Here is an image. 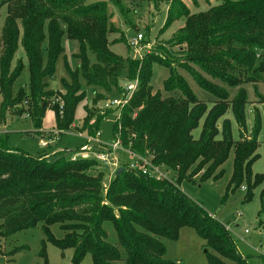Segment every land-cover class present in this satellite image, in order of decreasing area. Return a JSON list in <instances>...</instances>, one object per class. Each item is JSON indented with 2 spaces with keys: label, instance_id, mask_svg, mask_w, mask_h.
<instances>
[{
  "label": "trees",
  "instance_id": "obj_1",
  "mask_svg": "<svg viewBox=\"0 0 264 264\" xmlns=\"http://www.w3.org/2000/svg\"><path fill=\"white\" fill-rule=\"evenodd\" d=\"M109 1L123 16L128 15L123 0ZM218 1L200 13H191L179 0L172 3L167 23L186 18L175 40L186 43L185 60L230 87L264 81V0ZM4 6L0 111L19 107L18 113H29L34 126L40 127L51 105L56 129L63 132L72 127L76 109L86 99L80 77L94 88H115L119 95L121 76L127 70L128 78L138 77L139 84L121 116L113 121L114 136L119 135L123 146L133 152L152 156L153 163L168 170L171 178L159 180L122 163L124 171L115 173L103 193L102 163L97 159H73L72 151H65L50 161L45 153L30 155L10 147L8 137L0 135V237L42 225L47 241L61 249H74L75 264L87 254L94 264H175L164 258L161 238L176 240L182 227L192 226L207 247L217 252L208 253L210 264H229L226 260L249 264L226 226L179 189L185 180L195 182V175L204 168L200 181L223 177L222 167L232 152V191L247 181L246 199H250L253 187L264 182V175H254L252 170L259 157L261 118L256 109V124L249 132L246 89L240 87L230 99L224 87L187 66L197 84L214 97L201 100L188 81L168 67L170 75L163 87L170 94H154L153 65L162 60L153 55L124 59L112 51L117 41H110L109 36L118 28L106 0H0V10ZM64 37L79 42L75 57L80 65L76 71L68 67L70 80L63 81L62 92L51 89L50 80L65 51ZM20 46L29 65L30 88L14 94V83L25 66L23 58L17 57ZM55 97H60L62 108L52 104ZM260 101L264 102L262 96ZM230 110L239 123L238 140L233 139L231 120L226 118ZM113 111L95 117L87 109L88 135H95L103 115ZM93 116L95 121L89 122ZM198 128L201 133L195 138L193 132ZM54 225L64 232L63 238L54 235ZM109 225L118 245L108 240ZM41 255L47 261L45 243Z\"/></svg>",
  "mask_w": 264,
  "mask_h": 264
},
{
  "label": "rangeland",
  "instance_id": "obj_2",
  "mask_svg": "<svg viewBox=\"0 0 264 264\" xmlns=\"http://www.w3.org/2000/svg\"><path fill=\"white\" fill-rule=\"evenodd\" d=\"M89 2L98 0H88ZM108 2L109 11L113 14L112 21L118 28V31L109 36L110 41H117L111 46L113 52L124 59H141L146 55H153L160 58L162 63L156 62L153 65V78L151 85L153 93H160L162 96H168L165 92L163 82L169 78V68H173L177 74L183 76L194 93L201 100L211 101L214 97L202 89L194 79L193 73L187 66L191 67L195 73L201 74L209 81L224 87L233 99L240 87H244L247 92L248 104L246 107L247 129L251 132L256 124V109L261 118V129L259 133V157L254 162L253 174L264 175V102L260 101V96L264 98V81L256 83H244L240 87H230L219 79H213L207 73L192 63L185 60L187 45L177 44L176 38L181 33V29L186 24V18L183 17L174 22L167 23L168 11L175 0H123L125 8L128 10V17L123 16L119 8ZM187 6L191 13H200L207 11L220 3L218 0H179ZM7 16V6L0 10V38L2 29ZM143 34V38L137 48H133L130 41L137 38L138 34ZM64 53L59 57L56 64L55 77L50 80V88L55 91H64V80H70L68 67L76 71L80 65V60L75 57L79 51V42L64 37ZM2 51L0 41V54ZM17 57H22L24 68L20 76L16 79L13 92L18 93L21 88L29 92L30 71L27 58L22 46L19 47ZM92 62H95V55L89 53ZM15 64V62H14ZM127 70L121 76L120 85L124 88L128 78ZM138 80L139 78H135ZM82 90L86 91V99L81 102L75 113V120L72 127L65 131L56 129V112L53 106L49 105L43 124L40 127L34 126L29 113L20 114L18 108L2 109L0 111V135L8 137V145L12 148H19L30 155L43 154L48 160L54 161L65 151H72V156L76 158L96 159V153L101 150V143L88 139V129L84 124V118L87 109L92 111L96 117L98 114H105L107 111L103 108L106 99L117 97L115 88L110 91L101 87L89 86L83 77H80ZM1 102V97H0ZM54 107L62 105L60 97H55ZM52 102V103H53ZM210 103V102H209ZM111 111V110H110ZM122 109L113 111L108 115H103L99 132L100 141H112L114 139L113 121L120 117ZM90 117L89 122L95 121V117ZM226 118L231 120V134L234 140L241 136L239 123L235 115L230 110ZM201 128L194 130L195 138H198ZM246 134H249L248 132ZM96 137V134L91 136ZM54 140L53 142H49ZM42 141L50 143L48 147L41 145ZM114 156L119 157L122 163H130L133 158L131 154L124 151L115 152ZM121 162V161H120ZM234 153L232 152L224 163L225 173L218 180L213 178L207 181H200L204 169L195 175V182L188 180L180 184L179 189L200 204L212 217L220 221L227 228V231L233 236L236 247L240 255L245 258L249 264H264V182L256 185L252 189V197L246 199L248 192L247 181L237 190L231 189V178L233 175ZM102 164L103 170V193L107 190L110 181L113 179L116 170L122 166ZM164 171H166L163 168ZM170 178L169 171H166ZM255 178H251L254 181ZM109 242L118 245V237L114 228L109 225ZM54 235L61 239L64 232L58 225L51 227ZM166 254L164 258L175 264H210L208 253L217 254L210 247H207V241L200 236L197 229L192 226H184L180 229L178 239L161 238ZM45 243L47 261L41 255ZM120 248V247H119ZM16 249H20L15 252ZM124 253V250L120 248ZM208 250V252H206ZM15 253H12V252ZM229 264H234L226 260ZM0 264H75L74 249H61L50 241L46 240L42 225L35 228L20 231L9 237H0ZM80 264H94L91 254H87ZM119 264H123L120 261Z\"/></svg>",
  "mask_w": 264,
  "mask_h": 264
},
{
  "label": "built area",
  "instance_id": "obj_3",
  "mask_svg": "<svg viewBox=\"0 0 264 264\" xmlns=\"http://www.w3.org/2000/svg\"><path fill=\"white\" fill-rule=\"evenodd\" d=\"M143 38V34H138L137 38L133 41H130V44L133 46V48H137L140 44L141 39ZM138 80H126V84L123 88V91L121 94H119L117 97H110L105 100L103 104V108L105 111H118L119 109H122L125 105L129 103L131 98L133 97L134 93L138 89ZM53 102L52 104H54ZM118 118V116L116 117ZM101 133L98 131L96 133V137L93 138L91 136H88L90 140L97 141L98 143H101V150L97 152L96 159L100 161L102 164H110L112 166L120 165L122 161L119 157H115L114 154L117 151H124L129 154H131L133 160L130 163H125L131 170H134L136 172H139L141 174L159 179H170L169 174L163 170L162 167L156 165L153 163V157L152 156H144L139 153L133 152L131 149L126 148L123 146L122 140L119 135L114 136V139L112 141H100ZM54 140H50L49 142H53ZM41 145L43 147H48L50 143L46 141H42ZM76 156H73V159H75ZM121 161V162H120ZM114 171H117L116 168Z\"/></svg>",
  "mask_w": 264,
  "mask_h": 264
},
{
  "label": "water",
  "instance_id": "obj_4",
  "mask_svg": "<svg viewBox=\"0 0 264 264\" xmlns=\"http://www.w3.org/2000/svg\"><path fill=\"white\" fill-rule=\"evenodd\" d=\"M123 171H124V167H123V166L119 167V168L117 169V171H116V175L121 174Z\"/></svg>",
  "mask_w": 264,
  "mask_h": 264
}]
</instances>
